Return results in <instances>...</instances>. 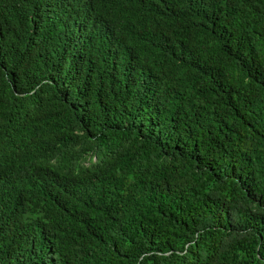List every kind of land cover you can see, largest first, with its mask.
I'll list each match as a JSON object with an SVG mask.
<instances>
[{
  "label": "trees",
  "instance_id": "1",
  "mask_svg": "<svg viewBox=\"0 0 264 264\" xmlns=\"http://www.w3.org/2000/svg\"><path fill=\"white\" fill-rule=\"evenodd\" d=\"M0 264H264V0H0Z\"/></svg>",
  "mask_w": 264,
  "mask_h": 264
}]
</instances>
